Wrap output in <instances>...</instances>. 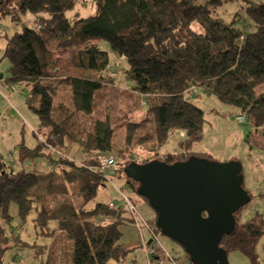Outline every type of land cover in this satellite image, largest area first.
Here are the masks:
<instances>
[{
  "label": "trees",
  "instance_id": "1",
  "mask_svg": "<svg viewBox=\"0 0 264 264\" xmlns=\"http://www.w3.org/2000/svg\"><path fill=\"white\" fill-rule=\"evenodd\" d=\"M86 3L94 13L82 16L77 6ZM234 3H242V11L227 20L219 10ZM191 10L196 12L195 21L184 16ZM4 15L23 25L20 39L25 44L22 48L20 41L8 39L4 54L10 68L5 81L14 92L27 90L26 102L39 124L34 131L36 146L19 144V169L0 156V257L13 242L23 250L35 244L31 249L35 264H109L123 260L128 250L122 243L121 228L133 225L132 218L123 205L111 207L112 202L88 207L107 179L106 173L92 167L101 156L116 154L124 162L114 179L137 190L138 185L125 172L130 163L159 160L171 165L193 156L214 161L209 154L192 150L202 138L204 121L203 111L192 99L197 89L234 107L236 115H244L248 141L264 150V3L0 0V17ZM98 40H107L112 52L124 58V80L120 82L128 81L132 95L139 96L133 101L135 109L145 107L142 119L124 125L125 143L121 146L113 142L111 114H93L96 97L109 93L104 90L106 86L119 82ZM68 49L70 64L89 72V76L54 72L56 55ZM28 68L38 69L40 75H29ZM67 90L70 103L59 102ZM80 112L90 116L86 128L76 115ZM176 129L185 131L186 138L179 142L183 150L160 154V147ZM66 142L79 148L81 157H67ZM136 148L145 149L148 156L128 162ZM38 157H46L58 173L26 170L27 161ZM12 204L21 226L31 223L32 232L42 243L29 245L21 240V231L12 223ZM262 235L263 224L238 221L236 231L224 236L220 246L227 254L239 251L252 264H260L255 247Z\"/></svg>",
  "mask_w": 264,
  "mask_h": 264
},
{
  "label": "rangeland",
  "instance_id": "2",
  "mask_svg": "<svg viewBox=\"0 0 264 264\" xmlns=\"http://www.w3.org/2000/svg\"><path fill=\"white\" fill-rule=\"evenodd\" d=\"M203 1V0H202ZM259 3H264V0H255ZM86 6H77V10L82 16H88L94 13V9L91 8L89 3ZM242 3L225 4L219 10V13L224 15L227 20L242 11ZM184 16L195 21L196 12L191 10L184 12ZM245 25H247L246 21ZM23 25L18 22H13L9 16L0 17V78L8 76L10 68V60L4 54V50L8 39H15L20 41L22 48H25L23 39H20V32ZM98 43L102 50L107 51L111 70L115 71V75L119 82L115 85L106 86L104 89L109 93H102L95 99V111L93 114L103 117L107 112L111 114L113 125L115 126V133L113 142L116 146H121L125 139L126 129L124 125L128 121H139L143 118L145 107L141 106L138 110L135 109L133 101L139 97L138 95H132L129 88L131 87L128 81L120 82L124 80V69L126 62L123 57H117L111 50L109 42L107 40H98ZM71 49H68L66 53H59L55 58L54 72L61 76L71 77H87L89 72L73 67L70 64ZM28 74L31 76H39L40 71L34 68H28ZM117 70V71H116ZM53 73V70H51ZM115 76V77H116ZM115 79V78H114ZM5 94H0V156L4 160H8L10 165L16 170L20 165L17 162L18 147L19 144H24L27 147H34L37 144V136L34 135L35 128H38L39 120L35 112L31 110L27 104L28 93L24 89L11 93L7 87H2ZM129 91V93L127 92ZM196 95H193V102L203 111L204 121L202 124V138L196 142L193 146V151L204 152L209 154L212 160L220 163L228 161H235L239 163L241 167V176L243 178V188L248 192L250 196V202L239 210L237 213L238 221L240 223L254 220L256 223L264 225V150L256 144L249 142L248 128L243 123L236 120V110L234 107L222 103L218 98L212 95L205 94L202 90H195ZM66 96L59 99L62 103H70V91H66ZM10 97V100H5ZM64 100V101H63ZM144 104V103H143ZM105 110V111H104ZM81 125L85 128L90 123V116L84 112L76 113ZM125 115V116H124ZM147 124V129L149 128ZM140 133H137L139 135ZM186 138L185 131L182 129H176L173 131L168 142L160 147V154L166 152L176 153L182 151L179 142ZM67 157H81V151L71 142H66ZM125 143V142H124ZM128 147V146H127ZM126 147V148H127ZM129 148V147H128ZM128 162L136 159H142L148 156L145 149L136 148L132 150ZM115 154V152H114ZM103 156L114 157L117 163V169H120L124 160L115 154H106ZM35 161L30 162L29 165H24L25 169L31 172L39 174H47L51 172H57L51 168L46 157H38ZM111 158V157H107ZM113 158V159H114ZM114 159V160H115ZM115 160V162H116ZM112 169V166H110ZM122 180L111 176V178L105 181L104 186H100L95 198L88 204V207H92L96 203H110L111 207L123 205V201L129 198V202L136 207L141 218H137V222L142 223L140 227H135V220L132 219V224H125L121 230L122 243L127 251L126 257L119 261H111L109 264H143L146 263L145 252L142 245L151 246V236L157 238L166 249L178 257L180 262L188 260V256L184 249L175 241L163 236L156 228V216L155 211L148 205V203L139 196L136 190L129 188L127 185L122 184ZM136 187V184H133ZM127 210V207H126ZM128 211V210H127ZM10 212L12 215V223L17 226V229L21 231V240L27 242L29 245L33 242L38 244L42 243V239H36L34 235L33 226L31 223H25L21 226V220L17 216V208L14 204L11 205ZM28 221V220H27ZM5 225V224H4ZM134 226V227H133ZM7 228V226L5 225ZM152 228V230H150ZM33 230V232H32ZM8 235L9 230L6 229ZM14 241V240H13ZM15 242V241H14ZM24 247L25 250L17 248L12 242L5 251L4 255L0 257L1 264H35L36 260L33 258L34 252L31 251L34 248ZM30 248V249H29ZM256 254L260 264H264V235L258 240L256 247ZM229 264H252L250 259L239 251H231L228 253ZM156 263V260L153 261ZM168 262V261H165Z\"/></svg>",
  "mask_w": 264,
  "mask_h": 264
},
{
  "label": "water",
  "instance_id": "3",
  "mask_svg": "<svg viewBox=\"0 0 264 264\" xmlns=\"http://www.w3.org/2000/svg\"><path fill=\"white\" fill-rule=\"evenodd\" d=\"M125 172L155 211L156 228L178 243L192 264H229L220 243L236 231L237 213L251 199L239 163L193 156L171 165L130 163Z\"/></svg>",
  "mask_w": 264,
  "mask_h": 264
},
{
  "label": "built area",
  "instance_id": "4",
  "mask_svg": "<svg viewBox=\"0 0 264 264\" xmlns=\"http://www.w3.org/2000/svg\"><path fill=\"white\" fill-rule=\"evenodd\" d=\"M0 84L1 85H4L5 87H8L10 86L6 81L5 79H3V77L0 78ZM8 101L10 99H7ZM236 120H238L239 122L241 123H244L245 122V116L244 115H239L236 117ZM107 157H111V158H107ZM114 158V157H113ZM112 158V156H101L99 159H98V162H97V165L96 167H92L94 170H97V171H103V173H106L105 175L107 179L111 178V176H114L115 173L119 170H115L117 168V163L118 161L115 160ZM119 164V163H118ZM112 166V169L111 167ZM106 179V180H107ZM112 204V203H111ZM123 206L127 207V212L128 214L131 216V218L133 220H135V227H140V225L142 223H139L137 222V218H141L140 214L138 213L136 207H134L130 202H129V198H126L124 201H123ZM114 207V206H113ZM116 208L118 206H115ZM150 230H152V228H150ZM154 231V230H152ZM151 243L152 245L149 246V245H142L143 247V250L145 252V257H146V262L147 264H154V260H156V263L157 264H187L186 262H179L176 260V258L166 249L165 246L162 245V243L157 240V238H154V235L151 236ZM165 261H168V262H165Z\"/></svg>",
  "mask_w": 264,
  "mask_h": 264
},
{
  "label": "bare ground",
  "instance_id": "5",
  "mask_svg": "<svg viewBox=\"0 0 264 264\" xmlns=\"http://www.w3.org/2000/svg\"><path fill=\"white\" fill-rule=\"evenodd\" d=\"M2 87H5V86L0 84V94H1V95H4L5 92H4V90H3ZM7 89L10 90L11 93H13L12 85L8 86ZM7 99H10V97L6 98L5 100H7ZM172 255H173V254H172ZM173 256H174V255H173ZM174 257L176 258V256H174ZM188 258H189V257H188ZM176 260L179 261L178 258H176ZM179 262H180V261H179ZM183 262H186L187 264H192L191 261H190V259L185 260V261H183Z\"/></svg>",
  "mask_w": 264,
  "mask_h": 264
},
{
  "label": "crops",
  "instance_id": "6",
  "mask_svg": "<svg viewBox=\"0 0 264 264\" xmlns=\"http://www.w3.org/2000/svg\"><path fill=\"white\" fill-rule=\"evenodd\" d=\"M179 152V151H178ZM177 153V152H176Z\"/></svg>",
  "mask_w": 264,
  "mask_h": 264
}]
</instances>
